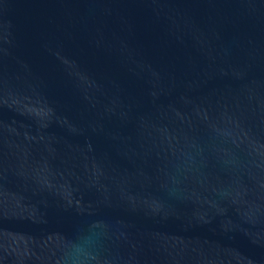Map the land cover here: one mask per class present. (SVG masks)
<instances>
[{"label": "water", "instance_id": "1", "mask_svg": "<svg viewBox=\"0 0 264 264\" xmlns=\"http://www.w3.org/2000/svg\"><path fill=\"white\" fill-rule=\"evenodd\" d=\"M0 264H264V0H0Z\"/></svg>", "mask_w": 264, "mask_h": 264}]
</instances>
